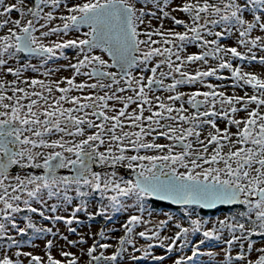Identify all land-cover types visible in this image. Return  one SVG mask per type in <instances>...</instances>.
Here are the masks:
<instances>
[{
	"label": "snow or ice",
	"instance_id": "snow-or-ice-1",
	"mask_svg": "<svg viewBox=\"0 0 264 264\" xmlns=\"http://www.w3.org/2000/svg\"><path fill=\"white\" fill-rule=\"evenodd\" d=\"M147 4L148 0L143 4L140 0H0V29L6 28L0 34V72L14 77L8 81L0 75V237L7 235L9 225L19 234L29 229L53 232L37 227L29 216L24 217L26 227H18L14 214L26 211L63 220L75 234L72 225L80 222L77 214L87 212L89 200L98 195L92 217L110 218V212L122 211L139 214H131L122 225L125 235L110 255L105 253L112 245L94 239L86 252L88 264H122L127 246L147 257L157 246L151 243L154 239L169 253L191 245V255L180 256L174 264L194 261L201 254L200 246L213 240L226 245L222 264H264V247L255 248L252 240L254 235L264 236V74L233 64L234 60H258L264 66V55L254 51H264V35L253 36L256 30L264 33V0H182L173 11L186 14L187 20L152 0L162 13L158 17L157 11H145ZM13 11L19 18H11ZM58 11L66 14L57 15ZM148 16L170 18L185 31L164 30L162 24L152 28L150 19L151 30L142 31ZM56 20L61 23L54 24ZM85 27L88 31L80 36L64 39ZM157 36L159 40L153 38ZM229 37L235 38L237 46L221 43ZM194 44L202 51L185 54ZM241 46L246 53L239 50ZM68 49L74 50V57L67 55ZM20 54L39 58V65L27 59L11 66V61L19 62ZM58 58L69 63L46 68ZM210 58L217 61L215 67L197 68L194 73L184 70L196 62L209 65ZM61 68H70L72 76L47 82L23 78L28 71L48 77ZM224 69L231 70L227 79L234 80L233 88L251 86L252 93L227 95L218 90L225 85L207 81L209 77L225 79L218 74ZM77 77L86 79L78 82ZM196 84L208 90H178ZM73 90L81 95H72ZM161 90L168 95H153ZM241 111L245 115L237 118ZM221 119L227 121L224 129L217 123ZM205 128L207 135L202 139ZM161 137L169 143H158ZM94 165L101 170H94ZM15 169L42 171L21 174ZM61 169L69 174H59ZM122 169L131 178L125 179ZM50 200L57 203L49 204ZM159 201L181 206L190 227L177 221L175 236L161 237L175 219L169 216L154 228L136 232L138 226L151 223L144 214L151 217L148 205ZM34 203L52 213L65 205L72 211L67 217L47 216ZM219 206L239 210L206 227L210 222L198 217L196 210H219ZM193 234L202 238L193 243ZM99 236L106 238L104 230ZM136 236L147 245L136 248ZM62 238L73 247L86 243L83 238ZM9 239L8 248L19 245ZM45 247L48 251L43 256L20 251L13 256L7 248L0 249V264H24L20 256L27 258V264H79L75 254L66 250L60 251L64 260L54 257L53 240H47ZM233 248L241 249L235 257ZM252 251L257 258H250ZM152 259L163 262L167 257Z\"/></svg>",
	"mask_w": 264,
	"mask_h": 264
},
{
	"label": "rangeland",
	"instance_id": "rangeland-1",
	"mask_svg": "<svg viewBox=\"0 0 264 264\" xmlns=\"http://www.w3.org/2000/svg\"><path fill=\"white\" fill-rule=\"evenodd\" d=\"M7 3H17V0H6ZM78 2V0H77ZM182 0H175V6L179 3H181ZM29 6H32L31 4H29ZM154 7V6H152ZM152 7H146L145 11L147 9H151ZM155 9V8H152ZM160 15V12H157ZM57 15L60 14H66L64 12H60L58 11L56 13ZM177 14H180V12H177ZM11 18L12 19H16L19 18L18 13L13 11L11 14ZM185 15V14H184ZM248 18L251 20L252 16L251 14H248ZM185 19L187 20L188 18L185 17ZM61 23V21L56 20L54 21V24H59ZM172 23V22H171ZM169 29V28H166ZM6 32V28L5 29H1L0 34H4ZM83 30H80L79 33L73 31L71 33H69L68 36H65L64 39H69V38H76L77 36H80V33H83ZM37 35H39V33H37ZM255 35H264V33H260L259 30L254 31L253 36ZM80 38H83L82 36ZM209 38V37H208ZM213 38V37H212ZM211 38V39H212ZM48 39H56V37H51ZM45 42L47 43V39L45 40ZM221 43L231 47V46H237L236 45V40L234 37H229V38H225L221 41ZM239 50L241 52H247V49L243 46H241L239 48ZM256 52V55H264V51H260V50H254ZM67 55L69 57H74L75 56V52L74 50L68 49L66 50ZM230 58V57H229ZM27 59H31V62L34 64L39 65L40 63V59L39 58H27ZM27 59L22 58L19 60V62L17 61H11L10 65H17V63L19 64H23L24 62L27 61ZM72 63L75 62V59H73L71 61ZM69 63V61H66L64 59L58 58L55 59L54 61H49L48 64L50 65H55L57 67V65H67ZM215 64H217V61L214 60ZM234 67L240 66L243 71L246 72H251V73H255L257 75H262L264 74V66L260 65L259 62H254V63H247L246 61H238V60H234L233 61ZM44 70V68L41 69V73ZM62 68L59 72H54V76L50 77L52 79H59L60 77L58 76L59 73H61ZM65 71L67 72L68 69H65ZM219 75H221L222 77H225V79H227V77L231 76V70L229 69H224L221 70L219 73ZM0 75H4V77H7L8 74L0 72ZM24 79H28V78H38V79H43L45 80L46 77L43 76L40 73H33L31 71L25 72L23 75ZM227 80H232V79H227ZM30 90V89H29ZM252 89L251 86H245L243 89L239 90V92H241V96H244L245 93L247 92L248 94L252 93ZM9 94V93H8ZM241 117H243L245 115V113L243 111H241ZM239 114H237V116H239ZM53 202H56L53 200ZM78 202V201H77ZM74 206V205H73ZM98 207V204L90 201L88 204V210L87 212H95L96 209ZM63 208H65L67 211H63L60 207V210L57 213H54L53 216L55 215H61V216H65L67 217L69 215V213L72 211V207L71 206H63ZM149 208V206H148ZM225 208L230 209L231 207H224L221 208L223 210H225ZM226 209V210H227ZM238 210V209H236ZM175 212V214L181 215V216H186L183 209L181 208V206L179 207H169L167 206L166 208H164L158 215H155L154 213L151 215V217L147 216V213H145V218L150 219L151 223H149L148 225H141L138 226L136 229V232L145 230V227L147 228H154L160 221H163L165 219H167L169 216H173V213ZM217 210H208V211H201L199 209L196 210V215L198 217H200L202 220H210L211 222H215L218 219H223L225 216H227L225 214V212H221L220 215H216ZM113 212H110V218H108L109 222L106 223L105 225H102V222H93L91 224L88 223H83L81 226L79 224L73 223L72 227H75L77 229L76 233L73 234L71 232L68 231V227L66 226V224L64 223L63 220L57 221L55 219H53L50 222H44L43 225H50L52 226L53 232L51 234H49L47 237L44 238H37L35 241H33V243H28L27 245L24 244H19L18 246L13 245L11 248H8V245L5 243L4 246L0 249H5L7 248L9 253L12 254L13 256H15V253L17 251L20 252H31L33 255H41L43 256L44 253H46L48 251V249L45 247L47 240H53V243L55 245V247L51 250V254L56 257L57 259H62L64 260V258L60 255V251L61 250H66L69 251L70 253L75 254L76 258H78L79 260V264H88L89 261V257L86 255V252L88 250V248L93 244L94 239L95 240H99L101 243H109L110 245H112L111 248H109L106 251V255H110L116 247H118V241L122 236V234L124 233L123 227L122 225H124V223L126 222V220L128 219V217L131 214H139L136 213L135 211L132 212H124L122 211L121 214L119 215V217L117 218H113L112 216ZM31 217H34V214L31 215ZM77 217L79 219H85L86 215L85 212L82 213H78ZM173 218H175L172 221H169V224L167 226H165L164 230L161 232V237L163 236H169L172 237V231H174L176 229L175 224L176 222H180L183 224H187V222L183 221L182 219L173 216ZM184 218V217H182ZM195 218V217H193ZM209 223V224H210ZM209 224L206 225V227L209 226ZM80 226V227H79ZM211 227V226H210ZM116 228V229H114ZM104 230L105 232V237L106 238H102V239H98V233ZM14 231L12 227H9V231L8 232H12ZM56 233H59L60 235H56ZM14 234L10 235L13 236ZM66 235L68 237L69 240H80L81 238H86L84 239L86 241V243L83 244H77L76 246H70L66 243V241L62 238V236ZM194 235V234H193ZM201 234H197L196 237L193 239V243L198 242V240L201 238ZM191 238V237H190ZM170 241H165V243H169ZM148 241L144 240L143 238H139L138 236L135 237V247L136 248H142L145 247L147 245ZM151 243H153L154 245H157L156 247H154L153 249H150V255L147 257H144V253L143 251H135V249L132 246H127V252L125 253V258L122 262V264H174V261L176 259H179L180 256L182 255H187L190 256L191 255V248L189 249H180L179 247H177L176 249H174L173 251L176 252L174 254H171L172 252H167L166 249L164 247H160L158 246V241L156 239H154L153 241H151ZM181 243V241H177V245H179ZM226 245L223 243V241H221L220 243L214 244V245H209V246H200V255H198L196 258H194V261L192 262H188V264H222V261L224 260V254L222 252V249L225 247ZM255 248H261L264 247V242H260V243H256V245L254 246ZM232 255H236L237 253V249L233 248L232 250ZM136 256V257H144L142 259H138V260H132L130 259L131 256ZM160 255H165L167 257V259H165L163 262H159V261H155L152 259V256H160ZM250 258L255 259L258 257V253L253 251L250 255ZM18 259L24 260V264H27V258L24 256H20L18 257ZM147 260V261H143V260ZM153 261V262H150Z\"/></svg>",
	"mask_w": 264,
	"mask_h": 264
},
{
	"label": "flooded vegetation",
	"instance_id": "flooded-vegetation-1",
	"mask_svg": "<svg viewBox=\"0 0 264 264\" xmlns=\"http://www.w3.org/2000/svg\"><path fill=\"white\" fill-rule=\"evenodd\" d=\"M163 0H156L157 3H160L161 4V7L165 10V11H170L171 12V15H174L176 16L177 18L179 19H185L186 14L184 15V13H180V14H177L176 11H173V9L175 8V0H169V1H166V2H162ZM140 3L143 4L144 3V0H140ZM153 4H152V0H148V4L146 7H152ZM145 7V8H146ZM152 8H155V7H152ZM147 9L146 11H157V9ZM159 12V11H157ZM157 16L158 17H162V13L160 12V15L159 13H157ZM151 20V25H152V28H160L161 27V24L163 25V29L164 30H168L166 28H169V29H175L176 31H180V32H183L185 31L184 27L182 25H174L173 21L170 19V18H162V19H158L156 17H151V16H148V17H145V24L141 25L140 26V29L143 31V30H151V29H148V25H147V22L148 20ZM186 20V19H185ZM172 22V23H171ZM80 30H83L84 32L85 31H88V29L85 27V28H82ZM219 30V29H217ZM142 39L146 38V37H141ZM154 39H157L159 40L160 37H153ZM212 37H209L208 39H211ZM200 51H202V49H200L197 45H190L188 48H187V52L185 54H192V53H199ZM96 54H101L99 52V50L96 51ZM26 59L27 58H31V57H25ZM104 58L105 59H109V57H107L106 54H104ZM62 59V58H61ZM174 59V58H173ZM76 62V61H75ZM74 62V63H75ZM214 60L213 59H209V65H205V66H202L201 65V62H196V63H192V64H187L185 66V69L186 71L190 72V73H194L195 70L197 68H201V70H205L207 67L209 66H212V67H215L217 64L213 63ZM12 66V65H11ZM17 65H13V67H16ZM61 66V65H60ZM57 67H59V65H57ZM46 68H56L55 65H50L48 64L46 66ZM45 70V69H44ZM43 70V71H44ZM165 71H167V69L165 68L164 69ZM42 71V72H43ZM112 71H118V69H112ZM138 72V70H137ZM73 74V71L69 68L68 71L66 72L64 68H62V71L61 73L58 74V76L60 77L59 79L63 78V77H71ZM147 75V74H146ZM54 76V73L53 74H50L48 77H46L45 81H49V80H55V79H52L50 77H53ZM8 81H12L14 79V77L11 75V74H8L7 77H5ZM57 79V80H59ZM83 79H86V78H83V77H77V81L80 82L82 81ZM207 81L212 83L213 85H217V84H223L225 85L226 87L222 88V89H218V90H223L226 92L227 95H233V94H236V95H240L241 96V92H239V90H241V88L237 87V88H233L232 87V84L234 83V80L232 79L231 81L230 80H227V79H222V80H217L215 77H209L207 78ZM91 82V81H89ZM171 80H166L165 83H170ZM61 86H66V85H61ZM201 90V91H207L208 89L199 85V84H196V85H183V86H179L178 87V90L179 91H184V92H192V91H195V90ZM11 94V93H9ZM56 95H59V93H55ZM72 95H81V93H78L76 92L75 90H73V92L71 93ZM153 95H160L162 97H166L168 95L167 92H164L163 90L161 91H158L156 93H154ZM111 103V102H110ZM70 105L68 104H65V107H69ZM120 105H117V107H119ZM178 106V105H177ZM136 106L135 105H132L131 108H135ZM185 107H187V105H185ZM217 107H219V105H217ZM131 108L129 110H131ZM241 113V112H239ZM238 113V114H239ZM145 115H148V113H145ZM237 118H241V114H239V116H237ZM218 123V126L221 128V129H224L227 125V121L221 119V120H218L217 121ZM187 126V125H185ZM232 131H235L236 129L233 127L231 129ZM207 131L208 129L205 128V130L203 131L202 133V136L201 138L203 139L206 135H207ZM148 139L150 140L151 137H148ZM158 143H162V144H165V143H169V141H167L165 138L161 137L157 140ZM210 151H211V148H210ZM225 151H227V149H225ZM141 154H144L143 153V150L141 152ZM148 154H156L154 152H150ZM16 171L20 172L21 174H23V172H34L35 174H40L42 170H33V169H27V170H19V169H15ZM94 170H97V171H100L101 169L98 167V166H95L94 165ZM128 170L126 169H122L121 170V174L122 175H125V179H128V178H131L129 177L128 175H126ZM181 171H183V169H181ZM59 174L61 175H67L69 174L68 170L67 169H61ZM90 201H93L97 204H99V197L98 195L91 198L89 200ZM52 203H57V202H53V200H50L49 201V204H52ZM163 205V204H162ZM160 205L159 203H156L155 205L153 204H149V208H152V207H160L162 206ZM34 207H37L38 210H41V211H44L45 214L47 216H53L54 213L51 212L50 208L44 206V205H41L39 203H34L33 204ZM67 206V205H65ZM61 209L63 211H67L65 208H63V206H61ZM82 213V212H81ZM34 214V217H31V215ZM15 217H16V221H17V225L18 227H26V221L24 219L25 216H29L32 218L33 220V223L36 224L37 227H43V228H52V226L46 224V225H43L44 222H50L52 220H48V219H44L42 218L40 215H39V212L37 213H31V212H23V213H19V214H14ZM8 227H11L10 225ZM14 231L12 232H8L6 236L4 237H0V247H3L4 244L6 243L7 244V240H6V237L7 236H10L12 234H14L13 236L15 237L16 241H19V244H24V245H27L28 243H33V241H35L37 238H44V237H47L49 235V233L47 232H40V233H37L34 229H29L26 233L24 234H19L17 229L16 228H13ZM46 233L45 235H42Z\"/></svg>",
	"mask_w": 264,
	"mask_h": 264
},
{
	"label": "trees",
	"instance_id": "trees-1",
	"mask_svg": "<svg viewBox=\"0 0 264 264\" xmlns=\"http://www.w3.org/2000/svg\"><path fill=\"white\" fill-rule=\"evenodd\" d=\"M166 1H169V0H163L162 2H166ZM26 56H25V54H20V59H22V58H25ZM244 61H246L247 63H254V62H257V61H249V60H244ZM157 203H159L160 205H162V206H160V207H152V208H149V210L152 212V214L154 213V214H159L164 208H166L167 206H169V207H174L173 205H171V204H169V203H166V202H163V201H159V202H157ZM175 207H177V206H175ZM224 208V207H223ZM227 208H225V210H223V209H220V211H222V212H225V214L228 216V215H232L233 213H234V211H238V210H236V209H232V208H230V209H227ZM201 211H208V210H201ZM173 213V216H177V217H180V218H182V217H184V218H182V220L183 221H185V222H187V224L185 225V224H182V226H184V227H190V224H189V218L187 217V216H181V215H178V214H175V212H172ZM91 212H85V215H86V218L85 219H79V223H76V224H79V225H81L82 223H88V224H91V223H93V222H102L103 224L102 225H105L106 223H108L109 221V219L106 217V216H99V215H97V216H95V217H92L91 215ZM121 214V212H113V214H112V216H113V218H117V217H119V215ZM172 216V217H173ZM206 221H210V220H206ZM114 229H116V228H114ZM123 230H124V228H123ZM178 231V229L176 228L174 231H172V235L173 236H175V234H176V232ZM46 233H44V234H42V235H45ZM99 234V233H98ZM125 235V230H124V233L122 234V236H124ZM196 235L197 234H194V235H192L191 236V240L193 241V239L196 237ZM9 237H11V239H14V240H16L15 239V237L14 236H7L6 237V240H7V245H9L10 244V239H9ZM98 239H102L99 235H98V237H97ZM202 238V237H201ZM252 240L254 241V246L256 245V243H260V242H264V236H259V235H254L253 237H252ZM218 242H221V241H217V240H213V241H211V242H208V243H206V244H204V245H206V246H209V245H214V244H217ZM202 246V245H201ZM0 248H2V247H0ZM189 248H191V245L189 246V247H187L186 249H189ZM237 249V253L239 252V251H241V249H239V248H236ZM177 252V251H176ZM176 252H174V251H172V253L171 254H174V253H176ZM253 252V251H252ZM252 252H250V253H248V255H250ZM237 253H236V255H237ZM236 255H233V257H235ZM143 261H147V260H143ZM150 262H153V261H150Z\"/></svg>",
	"mask_w": 264,
	"mask_h": 264
},
{
	"label": "water",
	"instance_id": "water-1",
	"mask_svg": "<svg viewBox=\"0 0 264 264\" xmlns=\"http://www.w3.org/2000/svg\"><path fill=\"white\" fill-rule=\"evenodd\" d=\"M0 31H1V29H0ZM163 202L169 203V204H171V205H173V206H177V205H175V204H172L171 201H163ZM223 207H230V206H219V209H220V208H223ZM213 210H216V209H213Z\"/></svg>",
	"mask_w": 264,
	"mask_h": 264
},
{
	"label": "built area",
	"instance_id": "built-area-1",
	"mask_svg": "<svg viewBox=\"0 0 264 264\" xmlns=\"http://www.w3.org/2000/svg\"><path fill=\"white\" fill-rule=\"evenodd\" d=\"M220 215V214H219ZM211 226V223L209 224V226L208 227H210Z\"/></svg>",
	"mask_w": 264,
	"mask_h": 264
}]
</instances>
